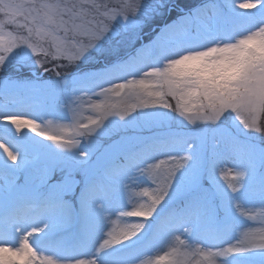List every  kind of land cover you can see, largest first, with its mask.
<instances>
[{"label":"snow or ice","instance_id":"obj_1","mask_svg":"<svg viewBox=\"0 0 264 264\" xmlns=\"http://www.w3.org/2000/svg\"><path fill=\"white\" fill-rule=\"evenodd\" d=\"M0 17V264H135L149 237L166 247L139 264H264V0H0ZM38 68L65 114L26 103Z\"/></svg>","mask_w":264,"mask_h":264},{"label":"rangeland","instance_id":"obj_2","mask_svg":"<svg viewBox=\"0 0 264 264\" xmlns=\"http://www.w3.org/2000/svg\"><path fill=\"white\" fill-rule=\"evenodd\" d=\"M243 2V0H241ZM243 11V10H242ZM146 42V41H145ZM36 59V58H34ZM7 75L11 76L14 79H18L16 77L17 75L13 74V70L9 71L6 73ZM48 75V74H47ZM26 77V75H25ZM53 80V79H52ZM55 81V79L53 80ZM39 87L37 88V91L31 96V98L27 99L26 103L32 105L35 107L38 111H43L46 113L45 119H52L58 115H63L67 112V107L66 105L68 104V97L61 95L60 92L58 91V86H56L54 83H51V81L45 80L43 78L42 80H39ZM50 83V84H49ZM67 97V98H63ZM2 99V98H0ZM55 104H61L60 105H55ZM60 107V108H59ZM59 108V109H58ZM29 135H34L30 134ZM37 140L41 139L40 137H36ZM44 143H48L45 141ZM209 153H211L212 148H211V142L210 146L208 147ZM33 156L36 155V153H32ZM164 158V157H161ZM223 164L222 167L225 169L233 167V162L232 160L225 156L223 157ZM2 178V176H0ZM222 184H224V181H220ZM127 194L125 192L120 191V188H116L114 194H113V200L115 202H119L121 200L126 199ZM246 206H251V204H247ZM127 210H131V205L128 206ZM132 221H136L142 218H129ZM107 230V229H106ZM166 247L165 244L158 240H152L151 237L143 245H141L139 251L140 255L138 256L137 260L135 261V264H139L140 259L146 258V254H148V249L152 252L151 255L157 254V252H162Z\"/></svg>","mask_w":264,"mask_h":264}]
</instances>
